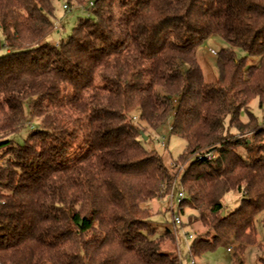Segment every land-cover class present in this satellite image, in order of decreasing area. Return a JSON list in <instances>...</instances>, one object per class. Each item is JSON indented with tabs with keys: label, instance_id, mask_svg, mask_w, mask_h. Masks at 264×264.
Masks as SVG:
<instances>
[{
	"label": "trees",
	"instance_id": "16d2710c",
	"mask_svg": "<svg viewBox=\"0 0 264 264\" xmlns=\"http://www.w3.org/2000/svg\"><path fill=\"white\" fill-rule=\"evenodd\" d=\"M58 2L87 16L51 44ZM212 35L227 47L207 80L197 49ZM253 99L264 119V0H0V264H180L168 229L151 237L146 204L203 150L217 154L179 178L177 214L204 228L190 254L232 247L243 264L264 212ZM134 113L153 130L171 117L185 142L175 165L144 145ZM31 121L21 143L2 140ZM229 191L241 198L225 212Z\"/></svg>",
	"mask_w": 264,
	"mask_h": 264
},
{
	"label": "rangeland",
	"instance_id": "374dc122",
	"mask_svg": "<svg viewBox=\"0 0 264 264\" xmlns=\"http://www.w3.org/2000/svg\"><path fill=\"white\" fill-rule=\"evenodd\" d=\"M86 13L87 11L84 7H73L66 10L63 8V4L61 2H58L56 4V10L54 13L55 22L58 27V30L54 31L49 36L48 41L51 44H54L60 41L61 39H65L66 36L71 32V29L77 23L78 18L87 16ZM225 47H227V43L223 39H221L217 35H212L197 49V61L203 69L204 76L207 80H213L217 76V54L216 56L210 55V53L208 52V48L213 49L217 53L220 49ZM4 52H6V50ZM235 53L238 57L244 55V52L239 49H235ZM256 63H258V58H247L246 65ZM250 111L260 123L262 120V116L260 109L258 108V102L256 99H253L251 101ZM134 114L135 115L132 119L133 123H135L139 128L143 130V134L146 137V140H143L144 145L150 149H154L158 154H160L166 164L171 163L170 165H175L172 160L177 158V156L182 152L185 142L180 137L170 135L169 127L171 117L167 118V120L161 123L157 127V129L153 130L149 128L144 122H142L136 113ZM240 117L244 121L246 119V114L242 112ZM31 125H34L32 121L18 133L11 134L2 140L9 139L14 143H21L23 138L28 133L29 129H31ZM251 131L246 130L240 133L236 132L234 129H231L230 133H232L235 137L248 138L255 142V139H253L252 137L253 131ZM1 150L2 149H0V153ZM203 152L205 151L203 150L198 153ZM210 152L212 155L217 154L216 151L213 150H211ZM198 153L187 157L183 162L176 165V178L173 182L172 190H170V193L168 195L162 197L161 199H153L146 204V207L150 214V228L155 232V234L151 235L152 238L156 237L159 234H162L164 229H168L167 227L171 223L172 216L174 214L178 215L177 204L179 201H177V193L183 192L185 196V191L181 187L179 181L180 174L193 160H199L197 156ZM184 196L180 199L183 200ZM240 198L241 195L238 192H227L222 197V204L225 212H230L234 208H236L240 202ZM187 213H189L188 209L185 214L179 216L182 218L184 223L183 228H179L177 230L176 237L175 234L168 229L173 235L174 249L172 250V253L177 256L180 261V264H232V253L228 251L226 247L222 246L204 252L199 256H191L189 247L192 242V239H189L188 235H198L199 233L204 231V228H202V226L198 222L187 226ZM262 220H264V212L258 213L255 217L254 227L256 232L257 243L247 245L245 247L241 256L243 264H264V262L261 261V259H264V221ZM152 224H154L155 228H153ZM159 230L161 231L159 232Z\"/></svg>",
	"mask_w": 264,
	"mask_h": 264
},
{
	"label": "built area",
	"instance_id": "2783aa9c",
	"mask_svg": "<svg viewBox=\"0 0 264 264\" xmlns=\"http://www.w3.org/2000/svg\"><path fill=\"white\" fill-rule=\"evenodd\" d=\"M63 8L64 9H68L67 6L65 4H63ZM208 52L210 53V55H213L215 56L217 53L211 49V48H208ZM260 127H264V119L261 120V123H260ZM198 158L201 159L202 157H205L206 159H212L214 158L215 155H212L210 151H205L203 153H198L197 154ZM184 196L183 192H178L177 193V201H180L181 199ZM183 223L184 221L182 220L181 217H179V215H173L172 216V220H171V223L170 225L167 227L171 232H173L175 234V237H176V233H177V230L179 228H183ZM187 234V233H186ZM194 237L193 234H189L188 235V238L189 239H192ZM232 247H228L227 250L230 251Z\"/></svg>",
	"mask_w": 264,
	"mask_h": 264
},
{
	"label": "crops",
	"instance_id": "0c3cea01",
	"mask_svg": "<svg viewBox=\"0 0 264 264\" xmlns=\"http://www.w3.org/2000/svg\"><path fill=\"white\" fill-rule=\"evenodd\" d=\"M152 225H153V228H155V227H154V224H152ZM163 229H164V228H163ZM163 229H162V230H163ZM160 231H161V230H159V232H160Z\"/></svg>",
	"mask_w": 264,
	"mask_h": 264
},
{
	"label": "water",
	"instance_id": "95a60500",
	"mask_svg": "<svg viewBox=\"0 0 264 264\" xmlns=\"http://www.w3.org/2000/svg\"><path fill=\"white\" fill-rule=\"evenodd\" d=\"M144 138H146V137L144 136Z\"/></svg>",
	"mask_w": 264,
	"mask_h": 264
}]
</instances>
